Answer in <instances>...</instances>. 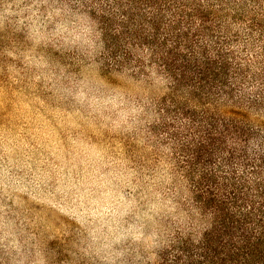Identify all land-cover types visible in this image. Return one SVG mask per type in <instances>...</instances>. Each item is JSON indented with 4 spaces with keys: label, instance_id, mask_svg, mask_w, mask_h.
<instances>
[{
    "label": "rangeland",
    "instance_id": "374dc122",
    "mask_svg": "<svg viewBox=\"0 0 264 264\" xmlns=\"http://www.w3.org/2000/svg\"><path fill=\"white\" fill-rule=\"evenodd\" d=\"M240 33V60L264 61ZM172 100L77 0H0V264H164L201 239Z\"/></svg>",
    "mask_w": 264,
    "mask_h": 264
},
{
    "label": "trees",
    "instance_id": "16d2710c",
    "mask_svg": "<svg viewBox=\"0 0 264 264\" xmlns=\"http://www.w3.org/2000/svg\"><path fill=\"white\" fill-rule=\"evenodd\" d=\"M77 2L118 65L171 82L184 119L195 201L211 225L164 264H264V61L250 66L236 52L243 29L247 55L259 47L264 60V0Z\"/></svg>",
    "mask_w": 264,
    "mask_h": 264
}]
</instances>
